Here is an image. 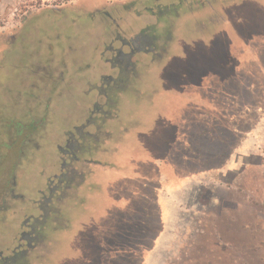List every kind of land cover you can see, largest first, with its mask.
Returning <instances> with one entry per match:
<instances>
[{
    "label": "rangeland",
    "instance_id": "rangeland-1",
    "mask_svg": "<svg viewBox=\"0 0 264 264\" xmlns=\"http://www.w3.org/2000/svg\"><path fill=\"white\" fill-rule=\"evenodd\" d=\"M145 1L103 0L105 9L120 15L123 8L143 9ZM194 1L186 7L197 6ZM81 3L0 0V82L11 80L6 91L0 89V192L9 189L19 163L17 191L28 200L37 198L52 175V158L35 153L20 159L19 142H1L13 130L12 121L24 119L19 100L26 99L25 83L16 80L56 68L60 56L73 79L86 67L84 58L98 60L91 50L98 29L91 33L92 22L77 7ZM226 13L229 24L222 22L209 35H183L174 57L155 73L162 91L153 105L141 109L144 124L132 130L114 158L120 168L109 169L103 190L75 218L48 264H264V159L240 144L246 123L255 122L257 108L264 105V7L245 1ZM61 95L52 115L56 130L81 112L77 98ZM7 151L11 154L3 161ZM171 168L174 176H198L188 185L202 192L200 205L184 207L192 216L186 218V236H164L160 247L155 236L162 220L159 177ZM189 199L185 193L179 202ZM247 207L253 217L245 221ZM15 225L0 220V252L6 256ZM144 250L151 254L143 256Z\"/></svg>",
    "mask_w": 264,
    "mask_h": 264
},
{
    "label": "flooded vegetation",
    "instance_id": "flooded-vegetation-1",
    "mask_svg": "<svg viewBox=\"0 0 264 264\" xmlns=\"http://www.w3.org/2000/svg\"><path fill=\"white\" fill-rule=\"evenodd\" d=\"M86 1L84 0L77 7H80L79 12L84 14V16L86 15L92 22L91 27L93 30L91 29V33L95 31L94 29H98V33L93 37L94 42L91 48V50L93 49L98 53V60L95 58H84L82 64L86 63V67L80 69L82 72L80 71L79 77L75 76L76 79H73L74 74H68L66 59L60 56L59 59L56 58L55 62H53L56 68L51 70L43 69L33 74L31 80L26 78L16 80L25 83L21 87H25L26 89L23 90L26 99L19 100L23 107L24 119L19 122L12 121L10 128L15 131H8L9 133L4 135L3 142L1 143H7V138L15 143L19 142L20 159L29 156L32 158L34 156L35 151L39 149L38 141L40 134V139L43 141L50 140L42 131L47 128V119L51 115L50 108L54 98L58 99L62 96L61 94H65L70 96L68 98H77L74 103L78 107L79 105H88L86 100L89 101L87 98L92 94L93 97H102L108 96L113 91L125 90V82L129 78V73L134 76L137 74V67H135V63L133 62L134 58L143 56L146 61L151 63L157 61L155 65H160L159 61L168 52L167 46L169 41L173 38L175 39L174 34L169 36V33L174 32L173 29L177 24L176 22L182 15L180 7L183 5L184 0H146L142 4L144 5L142 12L138 10L133 11L132 8H123L125 15L112 14L109 10L105 9L104 5H97L92 10H88ZM216 1L210 0L209 5L211 7L216 5ZM230 2H234V0ZM219 3L224 5L226 2L225 0H219L217 4ZM113 5L116 4L114 3ZM118 5L124 6L121 3ZM142 16L145 19H141L143 18ZM134 22L136 23V27L130 30L129 27L135 26ZM135 29H138V31L133 33ZM170 30L172 31L170 32ZM56 49L59 53V47ZM136 61L141 66L144 65L138 59ZM65 72L68 75H65ZM77 81L79 84L81 83V87H76ZM7 82H11V80L0 82L2 92L6 91L7 84L5 83ZM42 84H46L48 88L40 90ZM22 88L19 89L20 94ZM20 94H18L19 97L22 96ZM89 104H91L92 110L84 111L85 114L90 112L87 119L88 123L93 121V109L98 108L96 101ZM42 117L43 120H40ZM16 124L21 125L22 128L17 129L15 127ZM54 126H56V122H54ZM65 138L66 140L63 144L58 145L56 148L57 152L62 156L59 172L47 180L44 189L38 190L36 199L28 200L25 194L17 191L20 163L17 164L10 178L9 189L0 192V220L2 218L5 223L7 216H10V214H19V217L22 218L19 225L21 230L16 235L20 236L21 241L17 242L7 256H3L2 253L0 254V264H41L42 260L49 258L53 249V242L48 240V238L44 242L43 237L64 236L67 224L64 226V224L56 223V221H50L49 216L55 213L54 204L61 199L59 196H63V185L66 178L65 168L67 165L64 155L67 156V153L71 152L73 133L69 132L68 137L65 136ZM9 154L11 152L8 153V151L1 154L3 161ZM46 155L44 154V156ZM250 158L251 156L246 155L248 161ZM19 202H23V205L14 208ZM243 215L245 221L253 217L248 207L244 210ZM263 215L262 217L264 218ZM32 236L33 238L36 237L35 242H41L43 245L40 251L41 245L39 243H37L38 251L33 250L34 243L32 244L30 241Z\"/></svg>",
    "mask_w": 264,
    "mask_h": 264
},
{
    "label": "crops",
    "instance_id": "crops-1",
    "mask_svg": "<svg viewBox=\"0 0 264 264\" xmlns=\"http://www.w3.org/2000/svg\"><path fill=\"white\" fill-rule=\"evenodd\" d=\"M83 1L84 0H82V2ZM209 1L210 0H196L194 3L198 4L197 6L193 4L192 7L188 6L187 8L188 0H184L183 5L180 7L182 15L176 22L177 24L173 29L174 32L169 33V36L174 34L175 39L173 38L169 41L167 46L168 52L165 57L159 61L160 65H155L157 61L151 63L146 61L143 56H139L136 59L144 63V65L141 66L134 58L133 62L135 63V67H137V74L134 76L129 73V78L125 82V90L113 91L109 95L107 94L108 96L105 95L102 97L95 95V97H93V94L90 95V97L87 98L89 101L86 100L88 105H79L80 114L76 119H72L70 125L66 123L60 130H56V126L53 127L54 121L52 115L57 110L56 104L58 101L56 98L52 100L50 108L51 115L49 119H47V128L42 131L47 138H50V140L46 141L51 142V146L48 148L42 146L44 142L40 139V134L38 141L39 149L35 151L37 155L44 156V154H47L46 157L52 158L50 163L52 175L50 178L59 172L62 156L57 152L56 148L58 145L63 144L66 140L65 136L68 137L69 132L73 133V138L71 139L73 145L71 152L67 153V156L64 155L67 165L65 168L66 178L65 184L63 185V196H59L61 199L54 204V209L56 211L49 216L50 221H56V223L64 224V226L67 224V230L64 236L43 237L44 242L47 241V238L53 242V249L49 258L47 260H42L41 264H48L51 257L64 245L66 235L69 229L72 228L75 218L85 214L88 203L95 201L97 192L103 190L104 178L109 169L120 168L114 161V158L120 153L121 147L127 143L128 136L132 130L144 124L140 116L141 109L145 106L153 105L155 97L162 91L161 82L155 73L162 70L168 61L174 57L173 55L180 43L181 37L183 35L206 36V34L209 35V33L213 32L222 22L229 24L230 18L226 13L227 7L229 6L241 4L245 1H255L257 4L264 7V0H234V2L225 0L226 3H224V5L220 3L217 4L219 1L217 0L216 5L212 7L209 5ZM86 4L88 5V10H92L94 6L97 5H104L105 7L103 0H87ZM132 10L143 11V9L137 8V6L133 7ZM130 16L132 15L130 14ZM141 19H145V17ZM137 31L138 29H135L133 33ZM171 31L172 30H170V32ZM262 68L264 69L263 66ZM95 101L97 102L98 108L93 109V121L88 123L87 119L90 112L85 114L84 111H91L92 107L89 103ZM58 132L60 134H56ZM240 144L242 149H246L248 152L252 149L254 153H261L264 158V105L257 108L256 121L253 123H246V129L242 134ZM35 153L33 154L34 156L36 155ZM34 156L32 157L35 158ZM199 170L192 174L194 175L200 172ZM173 173L174 170L172 168L169 170L167 169L166 172H163L159 177L162 220L160 230L155 236H159L158 244L160 247L165 244L166 238H164V236H186L189 232L187 226L188 223H190L186 218L192 219V216H186L187 212H184V207L187 206L192 209L200 205L199 197L202 188L196 186L190 188L188 185L191 179H196L198 176L194 178L188 177V175L184 176L177 174L174 176ZM97 174L102 175L103 178L95 179ZM187 187H189L188 189L190 190H186ZM203 189L204 192L207 191L204 187ZM185 193L189 194L190 199L186 203L179 202L180 197L182 198L185 196ZM20 205H23V202H19L14 208H18ZM18 217L19 214H10V216H7L6 222H9V224H12L14 227V222ZM18 224L15 225V229L13 230V245L8 250V254L15 247L17 242L21 241L19 238L20 236H16L21 230ZM35 238L32 236L30 241L32 244L34 243L33 250L38 251L39 248L37 249V243L39 242H35ZM39 244L41 245L40 251L43 245L41 242ZM1 253L3 256H6L3 252H0V254ZM150 254V251L147 252L144 250L142 255L146 257Z\"/></svg>",
    "mask_w": 264,
    "mask_h": 264
}]
</instances>
